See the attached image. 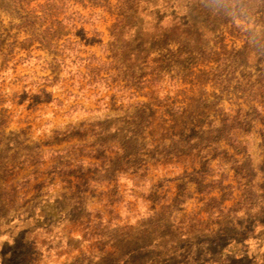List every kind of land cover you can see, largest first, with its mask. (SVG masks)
Wrapping results in <instances>:
<instances>
[{
	"label": "rangeland",
	"instance_id": "1",
	"mask_svg": "<svg viewBox=\"0 0 264 264\" xmlns=\"http://www.w3.org/2000/svg\"><path fill=\"white\" fill-rule=\"evenodd\" d=\"M66 1L70 4L69 11L91 19L84 25L77 22L78 30L84 29L86 38L91 39L95 37L93 29H96L103 44L91 46L82 40V32L70 28L64 30L63 33L67 34L64 39L82 43L79 49L81 57L91 58L95 54L98 59L110 63L111 54L105 53L103 47L112 41L116 23L113 11L118 0H109L110 6L106 0H55V7ZM46 2L0 0V264H264V147L256 129L252 135L244 134L241 147L229 144L220 136L219 144L212 148L210 154L213 173L208 180H222L228 175L229 180L223 183L224 188L229 187L225 194L233 193L236 198L243 193L249 195L240 204V209H248L244 214L247 217L242 211L238 216L231 215L225 220L228 225L230 219L248 224L252 222L250 218L257 219L255 232L241 239L216 238L214 234L201 230L188 233L184 227L173 226L166 216L157 220L151 217V206L160 212L161 208L169 205L163 200L166 194L174 197L181 187L185 189L184 184L189 180L184 179V173H192L193 168L200 169L198 162L195 166L187 158L168 164L151 162L149 182H134V176L127 174L118 178L117 185L110 182L104 186L95 187L93 184L86 187L80 169L72 162L74 157L69 155L79 154L82 148L78 145L84 141L78 142L74 138L64 141L66 132L75 133L73 128L84 137L79 130L90 128L92 131L98 125H105L110 133L109 140L125 138L140 129V121L133 123L131 116H126L127 112L146 110L149 117L146 120L150 123L146 126L147 137L144 140L148 146L145 149V159L148 160L151 156L147 152L152 150V145L162 140L170 143V138L183 129L177 126L172 133L162 130L166 125L164 122L170 119L167 111L170 112L174 104L183 109L190 105L189 114L196 102H213L222 98V106L219 107L236 111L247 108L242 94L223 92L211 76L205 75L209 67L202 65L177 83L171 84L167 80L164 91L146 88L134 91L136 96L132 97L131 93L120 92L117 83H111L112 88L109 89L105 85L90 88L78 75L69 74L79 68L82 73L87 72L85 64L79 61L75 65L71 63L76 55L66 63L68 68L60 67L55 71L43 61L30 59L23 63L20 59L27 58L29 54L48 61L52 59L49 50L39 40L35 38L29 42L34 25L41 32L57 17L58 10L55 9L46 24L36 18L43 15L41 6ZM173 10L171 7L155 13V16L163 18L161 23L166 32L172 23ZM181 13V17L186 18L184 6ZM60 17L62 19L63 14ZM135 22L140 37L148 40L155 36L153 26L156 20L151 14L144 13ZM236 24L244 28L224 26L216 35L218 37L221 30L224 32L221 33L228 51L242 48L245 32L254 28L253 23L248 24L244 19L236 20ZM134 33L135 30L125 33L120 41V46L127 53L133 49L134 44L130 40ZM162 54H167V51H162ZM158 55L154 52L152 58ZM93 65L98 66L96 63ZM58 74V82L46 88L50 95L43 93L47 85L43 78L49 77L54 82ZM107 76L103 74V77ZM166 98L169 102L165 101ZM208 115L211 119H221L214 104ZM179 120L187 123V134L194 135L190 129L195 133L199 131L197 120ZM88 134L86 142L92 140ZM109 145L112 150H107V153L113 158L115 144L111 141ZM84 159L87 163L97 162ZM237 172L239 176H236ZM245 175L247 178L242 179ZM197 179L191 177L192 181L186 188L191 195L185 208L187 213L200 205L198 200L202 194L193 182ZM245 179H254L253 189L244 188ZM116 186L120 187L121 198L114 196ZM152 187H155L153 198L159 197L161 203L157 201L154 204L149 200L154 192L150 190ZM84 189H87L84 196L87 199L82 205L78 197L82 198ZM216 189L214 196H219L220 190ZM110 200L119 201L115 204L114 214L105 207ZM235 202L227 201L225 206L230 208ZM233 228L229 224L226 229L235 233Z\"/></svg>",
	"mask_w": 264,
	"mask_h": 264
},
{
	"label": "trees",
	"instance_id": "2",
	"mask_svg": "<svg viewBox=\"0 0 264 264\" xmlns=\"http://www.w3.org/2000/svg\"><path fill=\"white\" fill-rule=\"evenodd\" d=\"M106 2L110 6L109 0ZM69 6V1H66L57 8L55 0H47L46 5L41 6L43 15L36 17L40 22L46 24L51 12L55 9L58 10L55 15L56 19L49 26L45 25V30L40 32V28L34 25L32 39L29 40V42L35 41V38L39 40L52 55L51 61L42 57H33L31 54L27 58H21L20 61L23 63L30 59L43 61L55 71L60 67L68 68L66 63L73 59V55H76L71 63L75 65L79 61L85 64L87 72L82 73L79 68L72 70L69 74L78 75L79 78L87 82V86L90 88H101L102 85H105L109 89L112 88L111 83H117L120 92L131 93L132 97L136 96L134 91H142L146 88H159L164 91L167 80L171 84L177 83L189 74L192 75L194 69L202 65L209 67L205 75L211 76L223 92L241 93L247 107L236 111L225 109L219 107L222 106V98H216L213 102L208 100L194 102L195 105H192L194 110L187 114L190 105L183 109L174 104L171 111H167L170 119L164 122L166 125L162 130L172 133L176 131L177 126H182L183 129L178 131L175 137L170 138V143L162 140L157 145H152V150L147 152L151 156V159L148 160L145 159V149L148 146L144 140L147 137L146 130L148 128L146 126L150 123L146 120L149 118L145 113L146 110L139 111V113L127 112L126 116H131L130 119L133 120V123L140 121L138 125L140 129L119 140L108 139L110 133L107 128H104L105 125H98L92 131L90 128L79 130L82 134L84 133V137L78 135V131H76L78 129L72 127L75 133L66 132L67 137L64 141L73 138L78 142L84 141L78 145V148H82L79 154H69L72 158L74 157L72 162L76 163L75 166L80 169L84 185L90 187L94 184L95 187H98L110 182L117 185L118 178L127 174L134 176V182L142 180L149 182L147 177L151 162L168 164L174 160L180 162L182 158H187L192 166L198 162L200 169L193 168L192 173H184V179L189 180L184 184L185 189L180 186L181 190L174 197H168L166 194L163 200L168 201L169 205L161 208V213L151 206L149 210L151 217L157 220L166 216L168 221H172L173 226L184 227L188 233L201 230L214 234L216 238L241 239L253 234L257 222L254 217L250 218L252 221L250 224L230 219L229 224L234 227L235 233H229L226 229L229 224H225V220L229 219V216H238L242 211L243 216L247 217L244 214L248 209L245 207L240 209V204L247 200L249 195L246 196L243 193L236 198L233 193L225 194L224 192L229 187L224 188L223 183L229 180L228 175L224 176L222 180L210 181L208 177L213 173L210 154H212V148L219 144L220 136L229 144L241 147L244 145L242 142L244 134L252 135V131L256 129L264 147V0H118L113 11V15H116V23L113 25L112 41L108 46L103 47L105 53L110 52L111 54L112 61L110 63L103 62L95 54L91 58L81 57L79 49L82 43L72 41L70 38L64 39L67 35L63 33L65 29L78 30L77 22L84 25L91 20L79 12L69 11ZM183 6L187 10L186 18L181 17ZM171 7L174 8L173 15L170 17L172 23L166 32L162 25L163 22L161 23L163 18L155 16V13L169 10ZM144 13L151 14L152 19L156 20V24L153 26L155 38L151 37L145 40L137 34L138 28L135 26V21ZM62 14L64 17L60 19ZM238 19H244L248 24L253 23L254 28L245 32V44L242 48L228 51L224 44V32L221 30L220 35L218 37L216 35L219 28L224 26L242 30L244 26L236 24ZM133 30L136 33L131 35L130 41L134 46L127 53L120 46V41L125 37V33L129 34ZM78 31L82 32V40H85L89 45L100 44L102 46L103 43L99 39L101 34L96 29H93L95 37L91 39L86 38L87 32L84 29ZM164 50L167 51V54H162ZM154 52L159 53L158 57L152 58ZM94 63L98 66H94ZM211 63H215V65L211 66ZM256 69H258L257 73L254 72ZM103 74L108 76L103 77ZM58 76L59 74L56 75L54 82L49 77L43 78L44 84H47L42 90L43 93L49 94L46 92V88L48 85L52 86L53 83L58 82ZM122 82H126V84L122 85ZM165 101L169 102V99L166 98ZM213 104L220 113V120L211 119L208 115ZM182 118H190L192 122L197 120L200 123L196 125L199 131L195 133L194 129H190L194 135L187 134V123L179 120ZM205 125L207 127L203 128ZM137 132L140 135H137ZM86 133L90 134L92 140L85 141L88 138ZM111 141L115 144L113 148L116 150L113 158L107 153V150H112L109 145ZM88 148H91V151H88ZM180 149L184 151H180ZM85 157L88 160H97V162L87 163ZM193 176L198 177L193 182L202 197L198 200L200 205H197L191 213H187L185 208L191 195L187 193L186 188ZM236 176H239L238 172ZM243 178H247L246 175ZM254 182V179H245L244 188L253 189ZM216 188L220 190L219 196H214ZM119 190L120 187L116 186L114 196L121 198ZM150 190L154 192L149 196V200L154 204L157 201L161 203L162 200L159 197L153 198L155 187ZM86 193L87 189H84L81 193L82 198L78 197L82 205L87 199L84 197ZM227 201L236 202L232 207L227 208L225 206ZM117 203L119 201L110 200L105 207L110 209L111 214H114ZM249 206L252 204L250 203ZM162 211L165 212L162 213Z\"/></svg>",
	"mask_w": 264,
	"mask_h": 264
}]
</instances>
